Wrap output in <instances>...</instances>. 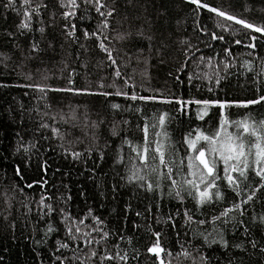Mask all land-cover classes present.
I'll list each match as a JSON object with an SVG mask.
<instances>
[{"label":"trees","instance_id":"obj_1","mask_svg":"<svg viewBox=\"0 0 264 264\" xmlns=\"http://www.w3.org/2000/svg\"><path fill=\"white\" fill-rule=\"evenodd\" d=\"M46 2L49 8L42 10L41 18L46 25L49 23L50 11L56 12V18L51 22V27H46L42 39L35 31V24L32 31L19 34L17 25L21 15L4 8L7 0H0V57H10L0 62V85H7L0 86V264H41V261L43 264H59L54 256L61 253H53V249L57 247V239L66 241L61 210L73 220L83 219L87 227L81 225V230L90 232L95 239L100 236L92 231L93 216L103 221L99 226L103 230H122L124 239L110 236L107 246L110 248L113 243H119L122 253L126 251L130 257L129 264H159L155 256L146 251L155 240L148 230L149 225L152 231L162 232L160 243L165 249L161 253L164 264H192V257H196L197 250L213 258L212 264H227L228 256L233 258V264H264V254L258 251L260 244H264V228L259 223H250L253 211L257 216L264 213V189L257 192L261 202L253 201L247 213L252 236L259 241L257 250L245 242L246 252L230 248L228 256H225L217 245L202 247V240L194 238L192 232L182 227L183 208L181 215L175 218V230L167 224H157L154 194H147L136 184L124 179L129 156L135 154L130 152L127 145H122L121 137L127 136L134 144L142 143L145 121L151 124L153 114L167 112L172 117L167 123L173 145L170 158L179 164L186 151L184 135L197 127L212 132L217 124L218 110L213 107L208 116L197 120L196 105H191L189 115H183L176 111L179 106L174 103L133 102L122 96L88 94L113 92V88L101 89L98 85H108L114 79L117 85H122V80L112 76L113 69L106 53L97 47L95 39L84 40L79 31L94 29L99 18L91 12L84 21L77 19L76 35L79 40L76 43L65 42L61 35L64 21L59 17L63 9L58 7L56 0ZM208 3L256 25H264V0H208ZM16 7L19 8L18 2ZM116 7L117 12L110 18L112 30L108 31L111 43L103 42L112 52L122 75L125 78L129 75L133 77L130 83L135 82V90L140 95L184 100H237L253 98L258 88L264 93V77H257L259 83L253 80L264 58V43L259 39L254 41L257 47L250 56L252 50L244 47L249 42L245 38L249 30L229 21H220L230 27L229 32H222L215 27L220 18L209 19L212 14L203 12L198 19L206 26L208 33L217 32L225 36L224 42L212 41L210 35L194 30L197 21L194 6L185 4L184 0H116ZM125 16L127 21L123 19ZM141 28L145 36L153 37L151 42L137 36ZM8 33L14 35L10 37ZM117 33L131 35L120 40L115 38ZM251 34L259 37L258 33ZM33 38L39 41V53L30 51ZM235 39H241L242 44H235ZM49 41L53 43L52 48L48 47ZM225 47H229L232 56H225ZM201 57L204 59L201 60ZM221 61H230L231 66L225 69ZM246 61H251V71L242 66ZM181 64H184L183 71L177 72ZM70 73L73 81L71 85L68 84ZM205 73L213 80L204 78ZM190 74L193 75L191 85L188 83ZM197 74L200 79H196ZM216 75L222 78L219 85L213 82ZM176 76L183 81L179 86L175 81ZM27 84L47 85L49 88L72 87L85 91L41 93L35 88L20 86ZM209 86L213 92L208 91ZM113 103L119 104L120 109H112ZM137 107L139 113L135 111ZM226 111L230 113L231 119L251 114L258 120L264 117V104L248 109L232 107ZM61 116L65 119L61 120ZM101 120L103 123L93 129L92 123ZM123 121H127V125ZM114 123L120 129L116 137L110 133ZM41 124H47L48 127L43 128ZM53 128L58 129L63 140L53 136ZM153 131L150 128V136ZM117 149L122 157L120 163L116 162ZM70 151L80 152L81 157L73 159L68 154ZM152 155L149 154L150 164L153 163ZM184 163L186 165L187 161ZM16 169L20 170V176L16 175ZM42 181H47L43 188L40 187ZM164 184L163 190L167 191V181ZM224 192L225 203L206 207L205 215L218 213L233 199L231 192L227 189ZM41 195L55 210L43 217L37 206ZM126 206H130L127 214L124 211ZM185 206L194 209V202L186 199ZM149 207L152 208L151 215L145 211ZM178 207L176 201L165 199L159 216L166 217ZM137 211L142 215L137 216ZM49 224L58 231L50 234L45 241L43 237ZM134 224L139 227L134 228ZM227 238L230 244L245 240L239 231H230ZM66 242L69 243V249L61 250L65 264H79L74 258L73 249L84 259L88 248L83 243L77 246L71 241ZM91 247L102 252L105 245L93 243ZM136 249L139 255L133 259ZM183 250L191 252L192 257L180 255ZM111 252H115V249L111 248ZM85 264H101L100 257H94L91 262L85 259ZM103 264L114 262L104 261Z\"/></svg>","mask_w":264,"mask_h":264},{"label":"snow or ice","instance_id":"obj_2","mask_svg":"<svg viewBox=\"0 0 264 264\" xmlns=\"http://www.w3.org/2000/svg\"><path fill=\"white\" fill-rule=\"evenodd\" d=\"M17 2L19 8L16 7ZM187 5L194 6V12L197 15V21L195 22V29L201 34L210 35L212 41H225V36L219 35L217 32L208 33L205 25L199 22V15L203 12L212 14L209 19L220 18L215 27L222 32H229L230 27L220 21H229L234 24L240 25L243 29L249 30L246 33L245 38L249 41L244 44V47L251 49L249 55L252 56L257 47L254 41L258 39L264 43V25H256L248 20L231 14L222 7H216L208 3V0H184ZM56 4L60 9H63L59 13L60 19L64 21L61 25V35L65 42L76 43L79 37L76 35L78 31V25L75 21L78 19L84 21L88 18L91 12L96 14L97 20L96 27L94 29L85 30L79 29L82 33L84 40L95 39L97 47L104 53H106L107 60L112 67V76L116 79L122 80V85H117L115 79L112 83L105 85L100 83L99 88L105 87L113 88V92L100 91L90 92V95H100L104 97L118 96L124 97L130 101H158L160 103H174L177 107L176 111L183 115H189L191 111V105L198 106L196 109V119L203 120L208 116L211 108L215 107L218 110L217 124L212 132H205L200 127L190 131L183 137V144L186 145V151L184 157L180 159V163L177 164L175 159L170 158V149H172L171 137L167 131V123L172 117L167 112H159L153 114L151 117L152 123L149 124L145 121L142 132L143 141L139 144L132 143L127 136L121 137L122 145H127L130 152L135 154L129 156V166L126 169V176L124 179L130 184H136L138 188L147 194L155 196V206L157 212V224H167L175 230V218L181 215V208L184 209L182 218L184 224L182 227L187 228L193 233L194 238L202 240V247L211 248L213 245H217L221 252L228 256V252L231 249H237L241 252H246L245 242L252 249L257 250L259 241L252 236L250 231V223L255 225L259 223L264 228V213L257 216L255 211L251 214L250 223L247 217L248 206L255 201L260 203V198L257 197V192L264 189V117L256 119L251 114L242 116L240 119H231L230 113L226 109L237 107L248 109L250 106L264 104V93H261L259 88L257 94L253 98L228 100V99H189L184 100L182 98L173 97L168 99L166 97L161 98L157 95L144 96L140 95L135 89V82L130 83L133 80L131 75L126 78L120 71V66L109 50L108 46L103 41L109 40L108 31L111 29V20L114 14L117 12L116 0H56ZM4 8L12 9L21 15V20L17 25V31L23 35L25 32L33 30L35 24V31L38 32L43 39L46 33V27H51L56 18V12H49V23L46 25L41 18L43 15L42 10L48 9L49 4L46 0H7ZM79 13V15H78ZM127 21V17H123ZM147 22V21H145ZM251 33H258L259 37L252 35ZM11 37L14 34L8 33ZM131 33L116 34V39L123 40L126 36H130ZM137 36L147 39L149 42L153 39L151 35L145 36L143 29L137 31ZM184 43V41H181ZM234 43L237 45L242 44L241 39H235ZM84 47V45H80ZM151 45L149 44V47ZM211 47V45H207ZM48 47L52 48V41L48 42ZM30 51L32 53H39L41 51L39 47V41L34 38L30 43ZM225 56L230 57L232 53L229 47L223 49ZM187 57V52L185 53ZM7 55L0 57V62H4L9 59ZM31 58V57H29ZM201 60L204 58L201 57ZM211 58H209V64ZM224 68L227 69L231 66V62H224ZM6 66V65H5ZM243 67L252 70L251 61H246ZM184 64L178 67L177 72L183 71ZM171 75V74H170ZM257 77H264V58L261 59V68L257 72L256 77H253L254 82L259 83ZM46 78V77H45ZM201 77L197 74L196 79ZM204 78L213 80L212 77H208L205 73ZM219 75L215 76L214 83L219 85L221 82ZM193 75L188 76V83L191 85ZM177 86L183 83L179 76L175 77ZM73 83L71 79V73L69 74L68 84ZM7 86V85H0ZM21 87L35 88L41 93L46 91L56 92H75L80 93L82 89H74L72 87L66 88H49L47 85L41 84H27L20 85ZM199 87V86H198ZM209 92H213L211 86L208 87ZM47 107V105H46ZM120 105L113 103L111 108L119 110ZM137 113L140 109L135 108ZM74 117H69L73 119ZM55 120V117H52ZM64 116H61V120H64ZM103 121L93 122L92 128L95 129ZM127 125V121H123ZM43 128H47V124L40 125ZM150 128L154 131L150 136ZM120 129L118 124L114 123L110 129V133L113 137L119 136ZM194 132V135H193ZM52 133L54 137H59L63 140V136L59 134L58 129L53 128ZM152 137H155L153 139ZM95 138V136H94ZM28 151L27 148L24 149ZM152 153L151 159L153 163H149V154ZM69 155L73 159H79L81 153L78 151H70ZM178 155V153H176ZM103 155L101 154V159ZM122 157L120 150L117 149L116 162L120 163ZM185 160L187 161L185 165ZM175 166V173H174ZM186 167V171H184ZM16 175L20 176V170L16 169ZM154 178V182H153ZM167 181V191H164V182ZM47 181H42L40 187L43 188ZM32 185H28L31 187ZM224 189L233 194V199L227 202V206H223L218 213L214 212L210 216L205 215L204 209L213 204L225 203L226 197ZM174 200L180 206L174 212H170L166 217H160V209L162 207V201ZM191 199L194 202V209L187 208L185 206V200ZM46 197L41 195L40 200L37 202L38 209L41 210L40 214L43 217L45 214L50 215L55 211L51 204L45 202ZM130 206H126L124 211L127 214ZM46 210V212L44 211ZM146 212L149 215L152 213V208H146ZM137 216H141L140 211L136 212ZM61 223L64 224V234L66 241H71L73 244L79 246L83 243L88 251L85 253V258L82 259L79 253L73 249L75 260L79 261V264H85V259L92 261L94 257L99 256L100 262L112 261L114 264H129L130 257L126 251L122 253L119 243H113L109 248L108 238L110 236H118L120 240H123L122 230H103L99 227L103 224L98 217L93 216V229L92 231L99 233L100 238L95 239L90 232L82 231L81 225L87 227L84 224L83 219L73 220L71 217L65 215L61 210ZM203 217V218H201ZM207 225V227H205ZM195 226V227H193ZM230 226V227H229ZM133 227H139L134 224ZM148 230L151 235L155 237V240L147 247L146 251L149 254H153L159 264H164L161 259V253L165 251L160 243L161 231H152L151 226H148ZM58 231L52 224H49L43 239L46 241L47 237L53 232ZM235 233L239 231L240 234L245 237L244 241L239 243L233 242L230 244L227 236L229 232ZM264 235V232H262ZM65 240H56L57 247L53 249V253H61V255H55L54 259L59 261V264H65V258L61 250L69 249V243ZM131 241L129 240V243ZM38 244L40 241L37 242ZM95 243L105 245L104 251L99 252L96 248L91 247ZM111 248L115 249V252H111ZM258 251L264 254V244H260ZM139 255L138 249L134 250L133 259ZM171 256V253H168ZM180 255L185 258L192 257L191 252L183 250ZM72 259V258H69ZM211 257H208L204 252L197 250L196 257H192V264H212ZM43 264V261H41ZM227 264H233V258L228 256Z\"/></svg>","mask_w":264,"mask_h":264}]
</instances>
